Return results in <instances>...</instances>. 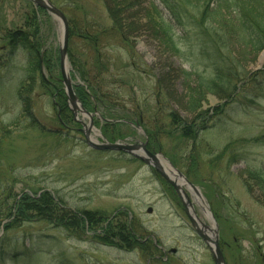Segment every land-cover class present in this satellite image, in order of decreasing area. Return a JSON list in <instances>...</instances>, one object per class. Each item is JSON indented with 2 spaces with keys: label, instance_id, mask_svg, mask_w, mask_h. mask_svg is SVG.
Segmentation results:
<instances>
[{
  "label": "rangeland",
  "instance_id": "374dc122",
  "mask_svg": "<svg viewBox=\"0 0 264 264\" xmlns=\"http://www.w3.org/2000/svg\"><path fill=\"white\" fill-rule=\"evenodd\" d=\"M260 1L240 0L252 17L264 18V0ZM49 2L68 21L67 74L77 98L76 87L88 85L82 78L87 77L91 85L105 80V91L120 94L112 98L118 99L117 104L108 108L120 106L129 112H110L131 126L124 128L125 139L111 142L102 129L106 124L111 128L109 112L104 117L103 109L92 113L83 107L93 115L92 141L145 144L186 182L180 187L197 218L219 229L226 264H264V190L261 182L255 181V174L264 177V75L260 74L264 71V50H242L244 33L237 34L239 40L231 39L233 50L225 51L229 63L254 79L242 82L231 102L208 93L202 114L191 115L185 109L187 88L210 80L212 68L193 43L194 38L186 39L193 34L186 35L176 27L158 0H132L127 13V45L119 37L103 36L98 53L76 33L90 27L97 33V29L105 32L112 28L105 2ZM221 4L213 3L211 8ZM154 7L172 26L179 53L159 31L156 22L160 19ZM222 13L226 14L225 10ZM232 14L235 16L233 10ZM19 30L31 37L32 32H38L35 39L42 38L41 54L55 70L51 73L48 66L42 67V74H37L31 95L37 126L18 121L23 111L18 90L22 82L29 84L28 55L23 49L11 55L6 35ZM61 38L60 21L31 0H0V137L7 136L0 160L5 178L16 195L48 192L73 213L102 214L108 222L100 224L97 234L108 224L115 234V229L127 225L138 244L130 250L117 247L116 242L99 241L91 230L84 234L74 230L72 235L36 222L7 233L1 228L0 264H215L209 246L195 232L185 212L183 193L181 198L142 161L122 152L95 150L87 144L83 130L89 128L91 120L73 112L61 71ZM41 78L48 82L46 86ZM51 90L67 103L71 112L68 125L61 123L60 118L67 113L61 114ZM205 112L208 115L203 119ZM135 114L143 119V126L131 123L137 122ZM185 125L198 130L195 139L180 136ZM152 142L159 146L152 147ZM189 183L198 194L193 188L188 190ZM195 193L205 201L207 210L196 204Z\"/></svg>",
  "mask_w": 264,
  "mask_h": 264
},
{
  "label": "trees",
  "instance_id": "16d2710c",
  "mask_svg": "<svg viewBox=\"0 0 264 264\" xmlns=\"http://www.w3.org/2000/svg\"><path fill=\"white\" fill-rule=\"evenodd\" d=\"M103 1L106 4L112 28L110 30H105V32L97 29V33V31L91 30L92 28L90 27L87 28V30H82L80 34L76 33V36H84V41L93 46L97 53L100 52L98 47H100L103 36L119 37L126 45L129 40L127 38V34L130 31L128 23L129 17L127 13L132 7V0ZM158 1L170 13L176 27L182 29L186 35H190V33L193 34V36H186V39L194 38L195 41L193 43L201 48L203 58L212 68L213 76L210 80H200L198 85H196V88H187V98L185 101L186 111L191 115L199 113L201 115L203 111L202 104L206 101L205 98L208 93L215 94L220 100H228V102H231L240 88L239 85L242 82L244 83L246 79H254V76L248 77V72L242 71L241 68L236 65V67H234L232 63L230 64L228 55L225 51L227 49L233 50L230 47L232 46L230 41L233 38L239 40L237 34L240 33L241 35L244 33L243 41L245 44L243 45V48H241L242 50H245V52L250 49L256 50V52L264 50V46H261L260 41H264V18H260L259 16L252 17L251 14L253 15V13L250 12L248 8L244 9L240 0H203L202 3L200 0ZM257 1L261 2L260 0ZM213 3L222 4L215 8H211ZM186 5L188 8H186ZM154 8V14L160 19V22H156L158 23L159 31H161V34L172 46V49L176 53H179L178 43L175 42L173 37L172 26L165 22L163 15L158 8ZM222 10H225L226 14H223ZM232 10L234 11L235 16L232 14ZM37 33L38 32H32L33 36L31 37L29 32L19 30L12 32L8 31L6 35V41L8 42V46L6 47L11 55L15 54L18 49H23L28 55L29 84L22 82L18 90V96L23 105L22 116L18 121H28L34 126H37V122L32 113L31 95L34 91V84L37 81V74H42V67L47 68V66L51 73H53V71L55 72L54 67L52 66L53 63L51 64L49 60L41 54L40 48L42 47V38L39 39L38 37L35 39ZM74 35L75 33L71 32L70 36L73 37ZM234 62H238V60H235ZM183 73L187 77L189 76V72L183 71ZM260 74L264 75V71ZM84 76V73H82V77ZM82 79L86 81L88 85H78L76 91L83 107L87 111L97 113L99 109H103L105 113L104 117H107V112L110 113L114 110L126 114L129 113L128 110L119 108L120 106H115V108H112L111 110L108 108V106L113 103L114 105L117 104L116 101L118 99L112 100V98H114V96L118 97L120 94L116 93L114 90L112 92L105 91L104 88L107 86L104 82L105 80H97L95 81L96 84L91 85V82H89L90 80L87 77L86 79ZM41 81L43 86L48 84L43 78H41ZM50 95L55 100V104L61 114L64 111L67 113L62 119L60 118V120L62 125H68L70 116H68V118L67 115L71 114V112L67 108L66 101L59 96L60 94H55L53 91ZM109 113L108 117L110 118L108 119H111L112 129L109 127L110 125L106 124L102 128L104 136L111 142L125 139L127 134H125L124 128L129 129L131 126L128 122L116 118ZM206 114L208 115V112H205L204 117L202 116L203 119ZM134 117H136L137 122L132 121L131 123L139 126L144 125L142 118H138L136 114ZM184 127L185 128L181 130L180 136L187 140L195 139L198 130H195L192 125H185ZM54 134L57 137H62L63 135L62 133ZM154 136H157V133H155ZM153 139L154 138H152V141ZM5 140H7V136L3 138L0 137V156ZM157 146L159 145L152 142V147ZM5 173L6 171L3 170L0 160V177L2 176L3 178L0 180V230L2 228L4 233L19 228L25 224L42 222L62 228L68 233L70 232V234H72L74 230L81 234L91 230L90 232H94V235H96L99 241L103 243L106 242L111 244L116 242L117 247L122 246L123 248L130 250L136 249L138 239L135 234L132 233L133 231L127 228V225L126 227L122 226L119 230L115 229V234L112 225L108 224L106 227L101 228V234H97L96 230L100 229V224L108 222V218L106 219L102 214L95 215L94 212L88 211L73 213L69 209L67 210L58 198H54V195L48 192L39 194L40 192L27 191L16 195L14 193L15 191L9 188L10 185L5 178ZM255 177V181L259 180L261 182V187L264 190V177L259 174H255ZM162 181L164 182V180ZM246 188H248L247 185ZM262 189L261 191L263 192ZM261 198H264V196H261ZM0 252L3 251L0 250Z\"/></svg>",
  "mask_w": 264,
  "mask_h": 264
},
{
  "label": "water",
  "instance_id": "95a60500",
  "mask_svg": "<svg viewBox=\"0 0 264 264\" xmlns=\"http://www.w3.org/2000/svg\"><path fill=\"white\" fill-rule=\"evenodd\" d=\"M36 6L44 9L49 14L53 15L56 19H58L60 22H62L64 26V36L63 41L61 45V71L64 79V83L67 88L68 97L69 100L73 106V112L76 114V112H81L82 114L89 116L90 123L89 128H86V130H83L85 133V140L87 144L95 150L99 151H116V152H124L126 154H129L133 156L136 159H139L146 163L147 165L154 168V170L168 183L170 184L178 193V195L182 198L181 193L184 194L185 200L182 198V203L185 208V212L191 222V225L193 226L196 233L203 239V241L209 246L212 254L215 264H226L225 257L220 245V236H219V229L217 227L210 228L209 226H206L203 224L198 218H195L193 213L191 212L192 203L190 202L188 196L186 195L185 191L176 184L173 180L169 178V176L165 173L163 166L161 165L159 161V156L150 153L145 144H122V143H110L108 141H104L103 143H95L92 141V137H90V132L93 128V115L91 113H88L86 110H84L82 103H80V100L77 98V96L74 93L72 82L69 77V75L66 72L65 65L68 64V46H69V25L66 16L55 6H53L49 0H31ZM82 126H86L85 123L80 122ZM88 127V126H87ZM181 176V174H180ZM188 183V182H187ZM189 185L194 189V191L198 194L196 187L189 183ZM209 209V208H208ZM149 213L152 212L151 209L148 211ZM211 230L213 232V237H210L208 235V231Z\"/></svg>",
  "mask_w": 264,
  "mask_h": 264
},
{
  "label": "bare ground",
  "instance_id": "6f19581e",
  "mask_svg": "<svg viewBox=\"0 0 264 264\" xmlns=\"http://www.w3.org/2000/svg\"><path fill=\"white\" fill-rule=\"evenodd\" d=\"M60 24H61V36H62L61 40L63 41V39H64L63 38V36H64V26H63L62 22H60ZM65 69H66V72L68 73L69 72V64L65 65ZM159 161H160L161 165L163 166L165 173L169 176V178L171 180L177 182V184L179 186L183 187V186L186 185L185 184L186 182H184V180H182V179L180 180L178 178L177 172L168 163L164 162L162 158H159ZM190 191H191V189H190ZM194 199H195L196 204H198L199 207H201L203 210L206 209L205 201L202 198H200V196H198L196 193L194 195ZM191 212L193 213L194 217L197 218L196 211H195L193 206L191 208ZM209 215H210V213H209ZM207 233H208V235L210 237H213V235H214L211 230H209Z\"/></svg>",
  "mask_w": 264,
  "mask_h": 264
}]
</instances>
